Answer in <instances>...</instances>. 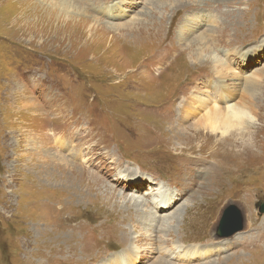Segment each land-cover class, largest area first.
Wrapping results in <instances>:
<instances>
[{
	"label": "rangeland",
	"instance_id": "374dc122",
	"mask_svg": "<svg viewBox=\"0 0 264 264\" xmlns=\"http://www.w3.org/2000/svg\"><path fill=\"white\" fill-rule=\"evenodd\" d=\"M14 1L0 0V264L45 263L36 248L50 234V197L97 215L70 221L82 224L87 238L78 232L74 257L67 239L53 264H264V213L255 207L264 202V131L256 129L263 146L255 148L234 128L223 134L200 126L215 107L238 103L242 94L261 96L264 88L255 85L264 72V59L256 58L264 50V0H203L207 7L190 11L194 0H179L180 7L169 0H67L68 14L54 9L49 23L35 6L53 0H32L27 9L28 1ZM24 9L35 17L22 22ZM198 34L224 46L216 54L221 68L205 61L202 48L216 53L219 46L192 42ZM249 79L255 84L247 94ZM220 94L223 103L216 102ZM159 109L171 118L160 119ZM259 114L261 128L263 109ZM97 126L108 144L90 138ZM195 131L218 132L240 150L251 145L249 160L233 167L236 156L195 142ZM116 139L127 146L117 149ZM169 194H177L176 204ZM148 202L168 211L154 213ZM229 204L239 209L242 230L220 237ZM106 215L117 217L129 241L118 235L117 220L100 230ZM72 227L54 236L64 242ZM197 240L198 248L182 244Z\"/></svg>",
	"mask_w": 264,
	"mask_h": 264
},
{
	"label": "bare ground",
	"instance_id": "6f19581e",
	"mask_svg": "<svg viewBox=\"0 0 264 264\" xmlns=\"http://www.w3.org/2000/svg\"><path fill=\"white\" fill-rule=\"evenodd\" d=\"M26 1H28V3H27V5H24L23 8H26V7L32 8L36 4L32 0H26ZM42 1H44V0H42ZM169 1L170 2H174L175 4H178V7L182 6V2H180L179 0H172V1L169 0ZM206 1L209 3L208 0H206ZM11 3H12L11 6H16V2L14 0H12ZM190 3H195V4H193V6L195 5L197 7H193L192 4H191L190 7H186V9L189 10V11L193 10V9H200V8H203L204 6L207 7V5H208L207 3H204L203 0H194V1L190 2ZM184 4H183V6H184ZM70 5H71V3L69 1H67V0H53L52 3H46L42 7H40L38 5V3H37L35 8L38 7V8H40L42 10L41 12H42L43 16L45 17V21L44 22L45 23H49L50 20L52 19L49 14L51 12L54 13V9H56V10L59 9L58 13L60 15L63 14V16H66L68 14V9H69L68 7H70ZM200 5H202V6H200ZM26 9L22 10L21 12H19L20 13L19 19H21L22 22H23V20L29 21L31 19L30 17H35V15H36L35 11L32 12V13L30 12V14H28L27 12H25ZM44 12H46V13H44ZM255 13L257 14V12H255ZM261 17H262V15H261ZM33 20H34V18H33ZM29 24H30L29 22H26V26L29 27ZM36 27H37V25H36ZM182 35L185 36L186 34L182 33ZM210 40H211L210 43L213 44V49L215 47H218V46H219V48H217L216 53H214L213 52L214 50L209 51L210 48H206L205 46H202V48L204 50L207 49V51H208V55L206 56V60L205 61L206 62H218L217 65L221 68L222 65H221L220 62H223V60H221L218 56H220L219 55V51L223 50L224 46H220L222 44L218 45V41H217L216 37L210 36L209 39H207V36H203L202 34H198L193 39L192 42L203 43L204 44V43H206L207 41H210ZM216 54L218 56H216ZM256 58L258 60H263L264 59V50L261 53H259L256 56ZM222 70L223 69H219L218 68L216 70V73L220 74L222 72ZM260 78H261V82H257V85H255V89H257L258 87H259V89L260 88L261 89L264 88V72L262 73V76ZM254 84H255V81H253L252 79H249V80L245 81L247 94H248V91H247L248 87L249 86H253ZM243 92H245V91L243 90ZM248 95L251 98L250 97L247 98L246 95L242 94V97H241V99H240V101L238 103L229 104V105L225 106L223 109H220L219 107H215L212 110V112H210V113H208L206 115V118H205L206 119V124L203 123V124H200V126H202L203 129L220 130L221 133H223V134L228 133V131H230L231 129L234 128V129L238 130V132H239V134H241L243 140H245V141L246 140L247 141L251 140L253 146H256L255 148H258V144H259V146L262 147L263 144L258 140V137H255V133L257 131L256 129H259L260 132L264 131V120H263V126L261 128L257 127V125L259 124L258 123L259 119H260L259 118L260 110L263 109V111H264V105H263L264 104V90H263L261 96L258 97V98H257V94H256L255 98L252 95H250V94H248ZM215 99H216V102H222L223 103L225 101V99L222 97L221 94L219 96L215 95ZM214 105H215V103L212 105V107L209 110H211L214 107ZM251 105L254 108H255L254 105H256V109H257L256 112H254V111L252 112ZM209 110L207 108L204 112L207 113V112H209ZM252 113H254V115ZM157 115L160 116V119L162 117H164L163 120L168 121L171 118L172 113H170V111H165V110L162 111V109H159L157 111ZM199 117H202V113L199 114ZM254 119H255V121L257 120L256 123L253 122ZM174 120L178 121V116ZM92 131H95V135H93L90 138L96 137L98 141L106 142L104 145L108 144V142L105 140V135L106 134L103 131V127L97 126ZM151 132H152V134L150 136L148 135L149 137H154V135H156V133H157L155 131H151ZM203 134H206V135L209 136L208 137L209 139L207 138V141L202 140V135ZM203 134L200 131H195L193 133V137L195 138V142L196 141L200 142L203 146L218 147L219 150H220V153H223L222 156L223 155H225V156H233V157L236 156L238 159H236V165H234L233 167L236 168V167L244 164L245 162H247L249 160L248 156H249V151H250L251 145L248 146V148L243 147L242 150H240V148L230 145L228 143V140H225V141L222 142L221 141V136L218 137V135H217L218 132L217 133H211L209 131H205ZM87 135H89V134L87 133ZM157 135H159V134H157ZM112 142H114L113 144L117 146V149L121 148V146H123V145L127 146L126 142H124L121 139H116L115 141H112ZM75 153H76V151H75ZM75 153H73V154H75ZM190 158H192V157H190ZM194 158H196V161H197L198 158L197 157H194ZM181 160H183L184 162L186 161L185 158H183ZM262 160H263V158H262ZM77 161L80 162V160H77ZM196 161L194 163H196ZM233 161H235V160H232L231 162H233ZM260 162L261 161H259V158H258L257 163L260 164ZM194 163H191V164H194ZM78 165H80V164H78ZM131 188H134V187H130V189ZM134 189L136 190V192L138 191V188H134ZM169 198H172V201H171L172 205L177 203V198H178L177 194L176 195L169 194ZM48 201H49V203L47 205L48 207L46 208V211H48V214H50V215H49L48 219L45 220V222L47 221V224H50V226H51L50 228H48V230L50 231V234H47V235L44 236V237H46V239L45 240H41L40 244L37 246L36 249L38 250V253L45 258V263L44 264H53L56 261V260L54 261V257H55L54 253L55 254L65 253V251L63 250V244L62 243H65L67 241V239H69L70 242L68 241L69 243L65 244L66 249L69 251L70 256L74 257V254H75L74 246L77 243V240H76L77 236L79 237V235H80V234H78V232L79 231L81 232V238L82 239H83V237H84V239L87 238V234L83 230L82 224H80V223L70 224L71 223L70 221H75V219H76L75 217H79V218H82V219L87 217V218L90 219L89 221L88 220L87 221L91 222L92 219H96L97 215L94 213V214H91V217H88V216L84 215L83 212H80L81 210H78L79 213H77V212L75 213L76 209L75 208H70L68 206L66 207V203L63 200H61L60 197H50L48 199ZM62 203H63V205H62ZM148 204H149V202H148ZM38 206H40L39 203H38ZM33 207H30L28 209V211L25 212L27 218L30 217V216H33V214H34L33 213ZM149 209H151L154 213H157V214H162V213L168 211V207H159V208H157L155 204L154 205L153 204H149ZM106 216H107V219H104V221L99 225L100 230H102L101 228H103V227H105L107 225L113 224L114 223L113 220H117L116 219L117 217L116 218H114V217L108 218V215H106ZM129 216L131 218H133L134 214H130ZM188 218H190V216ZM117 222H119V221L117 220ZM57 224H59L60 225L59 227H61V228H66L68 225H70V227L73 226L72 228L69 229L71 231V235H69L67 237L65 236V240L62 239L64 242H61V239H56V236H54V234L58 232V228L59 227H54L53 228L52 225L55 226ZM120 225H121V223L119 222V226ZM114 232H116V231H114ZM238 233H236V234H238ZM104 234H105V232H104ZM109 234H110V232H109ZM119 234H120V238H122V240H124V238H125V241H129L128 237H126V232L121 228V226H120V229L118 228V235ZM90 235H92V234L90 233ZM106 236H108V235H106ZM17 238H18V236H17ZM15 240H17V239H15ZM102 240H104V239H102ZM182 244H192L188 248H198V246L200 245V241L199 240L193 241V242L183 241ZM179 250H180V248H178L177 252H179ZM150 251H153V250L150 249ZM174 251L172 250L171 253H173ZM119 252H121V250ZM69 253H67V254H69ZM98 254L99 255L102 254V251H100V253H98ZM61 257H62V259H64V261H67V257L63 256V254H61ZM92 257H94V255L93 256L77 258L76 261L78 260V262H80V261L87 262ZM169 257L170 258L174 257V255L172 256L170 254ZM182 258H184V257H182ZM59 259H61V258H59ZM184 261L186 262L187 259L185 258ZM129 264H131V261L129 262Z\"/></svg>",
	"mask_w": 264,
	"mask_h": 264
},
{
	"label": "water",
	"instance_id": "95a60500",
	"mask_svg": "<svg viewBox=\"0 0 264 264\" xmlns=\"http://www.w3.org/2000/svg\"><path fill=\"white\" fill-rule=\"evenodd\" d=\"M259 213H264V202L258 201L255 204ZM220 237H229L242 230V216L239 209L234 204L227 205L221 214Z\"/></svg>",
	"mask_w": 264,
	"mask_h": 264
}]
</instances>
